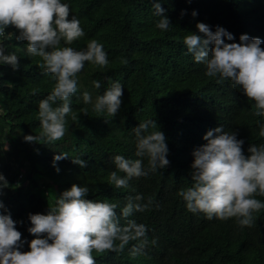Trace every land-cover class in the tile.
Instances as JSON below:
<instances>
[{"label": "trees", "instance_id": "1", "mask_svg": "<svg viewBox=\"0 0 264 264\" xmlns=\"http://www.w3.org/2000/svg\"><path fill=\"white\" fill-rule=\"evenodd\" d=\"M72 14L81 22L85 35L72 43L84 48L91 39L104 45L109 65L96 67L85 62L79 73L80 88L72 97L71 107L78 119L68 116V131L53 142H28L26 134L41 131L37 115L38 102L55 83L52 75L40 67V57L26 54V42L16 40L18 30L6 40V51L18 54V67L0 65V173L8 185L0 187V201L21 232L24 246L34 234L29 213H46L53 197L73 183H87L88 199H110L123 204L136 192L151 195L158 207L133 212L135 219L148 226V244L144 254L131 256L130 241L120 252H93L97 264H264V209L254 213L255 223L241 228L235 218L207 219L185 207L179 190L191 182L192 152L206 143L204 133L223 126L243 139L242 149L264 141L252 113L254 101L230 82L216 83L205 75V65L195 62L186 52L183 36L197 32V22L216 25L239 35L258 36L264 48V0H160L170 27L158 29L159 19L152 8L153 0H68ZM197 12L192 16V10ZM181 10H185L182 14ZM199 34V33H198ZM231 42V41H226ZM127 60V63L123 61ZM122 84L121 106L115 116H98L83 101L84 90L103 92L111 80ZM101 80L95 90L92 80ZM153 118L163 131L169 164L149 177L133 178L127 189L109 185L108 173L115 165L110 157L123 154L135 158V140L131 129L139 121ZM6 146V148H5ZM67 152L53 165L54 154ZM82 154L87 163L80 166L71 157ZM122 174V173H121ZM264 199V197H258ZM119 214V209H117Z\"/></svg>", "mask_w": 264, "mask_h": 264}, {"label": "clouds", "instance_id": "2", "mask_svg": "<svg viewBox=\"0 0 264 264\" xmlns=\"http://www.w3.org/2000/svg\"><path fill=\"white\" fill-rule=\"evenodd\" d=\"M154 14L159 17L155 26L167 31L170 27L165 9L160 0H153ZM185 10H181L182 14ZM71 12L68 0H0V65L18 67L17 46L15 51H6L14 33L6 31L14 26L18 30L16 40L26 42V54L40 57L38 61L44 72L50 73L55 81L51 90L38 102V118L41 131L37 135L26 134L28 142H53L68 131V116L77 120V112L71 107L72 97L80 88L79 73L85 62L104 68L109 65L104 45L91 39L84 48L72 47V43L85 35L81 22ZM192 16H196L195 9ZM197 32H187L183 36L186 52L195 62L205 65V75L216 83L230 82L254 101L253 115L259 136L264 137V48L258 36L247 33L239 35V42L233 33L216 25L213 31L204 22H197ZM231 41V42H226ZM127 63V60L123 61ZM111 80L110 77H105ZM92 87L101 88V80L93 79ZM122 84L111 80L103 92L84 90L81 95L92 110L106 119L115 116L121 106ZM0 92V98H3ZM153 118L139 121L131 129L134 134V156L115 154L110 157L115 165L108 173L109 185L127 189L133 178L149 177L169 164V151L163 131ZM203 143L196 147L192 155L191 182L179 190L188 211L203 213L209 220L218 218L235 222L243 228L255 223L254 213L264 209V141L252 143L247 154L242 149L243 139L237 133L217 126L204 133ZM6 148V146H5ZM82 154L71 157L72 162L84 166L87 161ZM69 157L60 151L53 156V165L59 171L57 161ZM122 173V174H121ZM8 185L0 173V187ZM90 191L87 183L62 191L48 203L46 213H29L31 225L28 232L34 234L29 241V249L21 251L24 240L14 220L5 210L0 213V264H97L93 252L106 250L120 252L130 241L129 249L133 257L144 254L148 244H155L156 238L149 240L148 226L135 219H126L135 212H144L159 205L151 195L136 192L129 195L123 204L110 199H88ZM0 201V208H4ZM119 209V214L117 212Z\"/></svg>", "mask_w": 264, "mask_h": 264}]
</instances>
